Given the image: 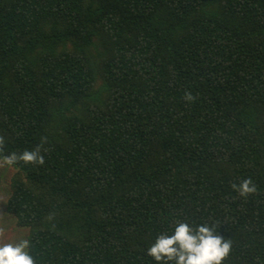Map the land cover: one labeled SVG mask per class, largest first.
<instances>
[{
  "label": "trees",
  "instance_id": "1",
  "mask_svg": "<svg viewBox=\"0 0 264 264\" xmlns=\"http://www.w3.org/2000/svg\"><path fill=\"white\" fill-rule=\"evenodd\" d=\"M0 135L46 137L8 200L36 264H158L178 219L264 264V0H0Z\"/></svg>",
  "mask_w": 264,
  "mask_h": 264
},
{
  "label": "clouds",
  "instance_id": "2",
  "mask_svg": "<svg viewBox=\"0 0 264 264\" xmlns=\"http://www.w3.org/2000/svg\"><path fill=\"white\" fill-rule=\"evenodd\" d=\"M186 99L190 101L193 97L186 94ZM5 143V138L0 135V168H11L20 163H45L41 149L46 143V137L41 138V143L35 149H26L21 153L4 154ZM231 188L244 199L258 192V186L250 176L241 179L239 183L233 182ZM0 235H3V229H0ZM30 247L28 239L0 244V264H36ZM231 250V241L218 234L215 223L193 225L178 219L171 233H161L156 237L148 248L147 255L158 264H223Z\"/></svg>",
  "mask_w": 264,
  "mask_h": 264
},
{
  "label": "rangeland",
  "instance_id": "3",
  "mask_svg": "<svg viewBox=\"0 0 264 264\" xmlns=\"http://www.w3.org/2000/svg\"><path fill=\"white\" fill-rule=\"evenodd\" d=\"M99 49L95 52L96 61L101 60L100 54L103 57L106 55V45L97 41ZM14 167L0 168V229H3V235H0V244L16 243L21 239H26V228L20 227L16 219L10 214L8 210V200L11 194V180L10 176L14 173Z\"/></svg>",
  "mask_w": 264,
  "mask_h": 264
}]
</instances>
